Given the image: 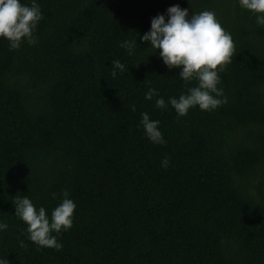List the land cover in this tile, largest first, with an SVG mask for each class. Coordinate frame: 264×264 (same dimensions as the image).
Returning a JSON list of instances; mask_svg holds the SVG:
<instances>
[{"label": "trees", "instance_id": "obj_1", "mask_svg": "<svg viewBox=\"0 0 264 264\" xmlns=\"http://www.w3.org/2000/svg\"><path fill=\"white\" fill-rule=\"evenodd\" d=\"M37 2V43L10 50L0 39V259L264 264V27L255 16L236 0ZM177 4L189 15L213 11L232 37L219 72L227 102L211 112L178 116L168 100L195 82L140 41ZM136 38L129 55L120 44ZM113 60L125 66L116 77ZM149 88L166 108L144 99ZM141 113L159 121L163 145L145 137ZM62 190L76 204L72 227L53 233L60 251L38 248L14 215L15 197L50 217Z\"/></svg>", "mask_w": 264, "mask_h": 264}, {"label": "clouds", "instance_id": "obj_2", "mask_svg": "<svg viewBox=\"0 0 264 264\" xmlns=\"http://www.w3.org/2000/svg\"><path fill=\"white\" fill-rule=\"evenodd\" d=\"M240 9L255 16L256 24L264 27V0H236ZM43 15L37 0H0V39L8 42L10 50H18L22 44L33 46L37 43L34 33ZM141 43L158 52L163 64L169 69H179L178 77L186 84L195 82L187 92L178 98H169L168 104L178 116H184L192 108L211 112L227 102L223 89L219 88L224 66L231 62L234 44L228 33L211 10L199 13L170 6L164 14H157L150 21V29L140 36ZM140 44L137 38L120 44L129 55ZM111 75L123 73L125 66L119 60L111 63ZM159 109L167 107L158 90L149 88L145 100H153ZM135 111V107L132 108ZM140 125L145 137L154 145H163L165 140L158 129L159 121L150 120L147 113H141ZM168 158L161 161V167L168 166ZM60 203L46 215L44 207H35L28 196L15 197L14 215L26 225L27 238L38 248L60 251L63 245L57 235L71 229L76 204L69 198V192L62 190ZM56 199L57 194L52 193ZM8 224L0 221V232L7 230ZM53 233L57 234L54 235ZM23 246V242H21ZM0 264H8L0 259Z\"/></svg>", "mask_w": 264, "mask_h": 264}]
</instances>
